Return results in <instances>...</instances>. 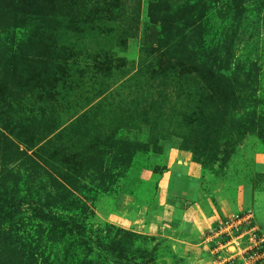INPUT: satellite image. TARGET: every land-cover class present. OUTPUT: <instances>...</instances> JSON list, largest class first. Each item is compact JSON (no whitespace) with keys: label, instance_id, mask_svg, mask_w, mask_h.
Instances as JSON below:
<instances>
[{"label":"rangeland","instance_id":"rangeland-1","mask_svg":"<svg viewBox=\"0 0 264 264\" xmlns=\"http://www.w3.org/2000/svg\"><path fill=\"white\" fill-rule=\"evenodd\" d=\"M132 263L264 264V0H0V264Z\"/></svg>","mask_w":264,"mask_h":264},{"label":"trees","instance_id":"trees-1","mask_svg":"<svg viewBox=\"0 0 264 264\" xmlns=\"http://www.w3.org/2000/svg\"><path fill=\"white\" fill-rule=\"evenodd\" d=\"M16 213H17V209H15L13 212H11L7 217L9 218V219H13L14 217H15V215H16ZM3 220L5 221L6 220V218H4V216H3ZM101 252H104L105 253V255L106 256H109L111 253H108V250H106V249H101ZM112 257V256H111ZM125 257H123V256H121L120 254H117L116 256H115V259H116V261H115V263H122L124 260ZM125 263H127V262H129V261H127V259L125 258V261H124ZM132 264H135V263H132Z\"/></svg>","mask_w":264,"mask_h":264},{"label":"built area","instance_id":"built-area-1","mask_svg":"<svg viewBox=\"0 0 264 264\" xmlns=\"http://www.w3.org/2000/svg\"><path fill=\"white\" fill-rule=\"evenodd\" d=\"M227 223H228V222H227ZM227 223H226V224H227Z\"/></svg>","mask_w":264,"mask_h":264}]
</instances>
